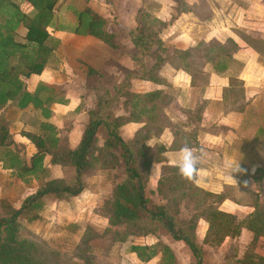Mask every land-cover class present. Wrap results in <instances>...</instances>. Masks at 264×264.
<instances>
[{
    "label": "rangeland",
    "instance_id": "1",
    "mask_svg": "<svg viewBox=\"0 0 264 264\" xmlns=\"http://www.w3.org/2000/svg\"><path fill=\"white\" fill-rule=\"evenodd\" d=\"M14 1L22 11L29 13L30 7L23 0ZM95 1L93 2L95 9L102 16H105V32L114 34L111 42L116 48L111 50L108 46H105L101 50V55L96 56L94 53L95 57L89 55L87 59L83 56L75 57L74 54H70L71 59L75 61L73 64L63 61L61 57H54L55 60L52 57L53 54L49 59H54L50 62V71L53 75H50L51 79L57 81L58 85L56 86H60L58 87L59 94H56L55 99L65 101L64 105L52 104L50 108L54 107L55 109L53 108L54 110L49 119V122L56 129L57 136L62 140L58 146L62 149L71 148L72 145H69V143L73 144L75 139L78 138L77 129L88 122V114L98 111V96L103 94L104 91L114 94L127 74L137 72L132 58L138 53L134 47L130 46L127 28L118 25L115 8L112 10L109 5L110 0ZM144 1L145 3L148 1V5L146 4L147 7L143 9L153 17L160 18L159 22L164 24L177 17L179 10L183 8L181 3L185 4V0ZM239 1L245 2L244 0ZM66 3L67 0H57L54 9L55 27H57L56 23L58 22L62 24L69 22V18L62 16L65 8L67 13L82 10H76L72 0L71 3ZM119 7L122 6L119 4ZM208 8L209 4L203 1L198 9L202 12ZM223 19L214 24L213 27L216 30L213 36H209V33L203 34L199 31L197 24L190 21L188 29H178L176 31L185 43L174 42L172 37L168 35L170 34L168 27L162 30L160 36L165 51L161 54L166 57L167 63L151 74L152 77L162 83L160 85L162 87L160 97L153 102L145 100L142 95L152 90L153 86L150 88L149 82L135 80L130 90L133 94L138 95L135 98L130 94L121 97L120 100L112 102L105 111L109 118L122 117L118 123L120 124L118 132L124 141L132 142L137 151L141 150L144 145L150 148L147 158L151 161V164H149L150 166H142L141 169L147 181L146 193L156 204L165 202L156 193L157 182L162 174V165L174 166L172 160L180 148L192 143V138L190 136L185 137V134L191 135L195 131L198 135L199 125H196L197 121H195L196 110L199 107H208L207 110L212 111V117L206 114L203 120H209V123L221 117L223 112L219 105L201 100L203 90L199 85L201 81L198 78L205 79V77H202L203 74L213 72L208 64L201 66V63H204L205 58L209 55L206 52L208 48H217L216 42H224L229 36L235 41L239 39L253 51H264V47H260V43L257 42L263 40L261 36L264 35L260 31L259 25H253L255 31H251L250 35H245L243 31L237 29V26L234 27L236 30L234 29V32L230 33L226 30L229 22L225 18ZM158 28L159 24H154L152 29ZM171 29L175 30V27L172 26ZM16 34L17 41L25 42L27 32L22 26L17 29ZM187 43L191 45L188 49L195 51L189 61L183 55H178V52L188 50L186 48ZM56 48L57 45L54 51ZM153 62L154 58H151L150 55L145 57V64L148 68H151ZM185 64H189L190 70L195 75L194 84L197 83L195 84L197 87H194V89H190L192 86H179L182 85V80H187L184 76L186 73L182 69ZM229 69L228 73L215 79L217 84L221 86L220 88L226 85L229 76H235L239 72L243 73L246 68H244V65L241 66L233 61ZM247 79L251 88L248 103L249 105L252 104V108H261V113L252 114V119L255 120L250 118L249 121L257 128L264 118L263 57L259 67L253 69V78ZM189 83L191 85L190 78ZM27 85L31 89L34 83L30 81ZM254 87L256 88L254 89ZM57 105L61 107L57 108ZM256 111L251 109V112ZM190 112L193 113L190 114ZM41 121L42 118L39 113L32 108L19 112L12 103L0 107V122L7 125L10 140L18 145L19 154L27 158L32 156L36 149L25 138L24 134L31 132L42 135ZM251 135H243L242 138L247 143L250 142ZM256 135H258L257 131ZM105 138L106 132L103 128H100L97 133V142L92 150V156L97 157L95 159H100L95 161L97 166L89 167L90 169L83 175L84 190L80 195L73 198L48 196L44 199V209L41 216H36V213H23L18 218L20 225L19 237L37 243L40 252L49 251L56 254L59 264H83V260L78 258H81L80 250L86 246H88V253L90 252L93 255V259L90 260L91 264H120L121 258L126 255L125 252L128 251V248L141 242V239L130 237L126 243H115L107 232L110 230L108 219L112 213L113 188L124 179V165L120 164L114 168L106 169V167L113 165L114 161L107 155L109 150H105L106 153L103 151ZM46 145L50 146V143L46 142ZM2 150L0 148V157L3 153ZM200 150L201 148L198 147L193 153L203 157L205 152ZM165 152H167V155H164ZM45 164L48 166V179L63 178L66 182H70L74 178V172L70 168L62 170L59 166L48 164L47 159ZM243 164L246 172L237 176L233 174H228L225 177L219 174L212 176L200 175L199 187H196L192 199L185 200L179 205L178 218L188 221L193 218L196 222L194 229L195 242L200 248L203 264H226L230 258H234L233 261L236 262L250 248L252 240L250 233L247 236L241 235L238 238H227L221 246L217 247L204 244L207 224L204 220L198 219L203 210V206L200 205L206 192L221 194L223 202L219 205V209L234 214L239 219L246 217L252 211L256 201L264 206V170L262 169L264 165L261 164L255 174L251 175L247 167L248 163L244 162ZM95 167L105 169L100 168L98 170ZM171 174L173 173L166 172V176H171ZM205 181L208 182L207 186ZM35 190L36 185L33 182L29 184L18 182L12 177L10 171L3 169L0 163V208L7 204L19 208L21 203ZM176 199L175 202H178V199ZM216 201L215 197H208L206 206ZM243 206H248L251 209L243 211L240 208ZM82 238L86 241L84 244H80ZM156 239L171 244L177 250L178 258L175 264L196 263L193 253L184 242L173 240L166 230L159 229L156 237L149 239V242L153 243ZM255 252L258 255H264V239L257 242Z\"/></svg>",
    "mask_w": 264,
    "mask_h": 264
},
{
    "label": "trees",
    "instance_id": "2",
    "mask_svg": "<svg viewBox=\"0 0 264 264\" xmlns=\"http://www.w3.org/2000/svg\"><path fill=\"white\" fill-rule=\"evenodd\" d=\"M23 2L30 7L29 13L22 11L14 0H0V107L12 103L21 111L32 108L42 118L40 122L42 135L31 132L24 134L36 149L35 153L27 158L19 154L18 145L10 140L7 125L0 122V148L3 149L0 163L3 169L11 171L12 177L18 182L25 184L33 182L36 185L35 192L28 196L19 208L10 204L0 208V264H59L56 254L49 251L40 252L37 243L19 237L18 218L23 213H36V216H41L44 199L48 196L73 198L83 192V175L90 169L89 167L97 166L95 161L100 159L92 156L100 128L106 132L103 151L106 153L105 150H109L107 155L114 161V164L106 169L124 165V179L113 188L112 213L108 219L110 230L107 232L112 241L126 243L130 237L136 239L156 237L157 231L164 229L173 240L184 242L193 253L195 264H203L200 248L195 242L196 222L193 218L189 221L178 218L180 203L192 199L196 191V183L183 179L175 165H162L156 193L165 202L154 203L146 193L147 181L141 169L142 166L151 164L147 158L150 148L144 145L137 151L132 142L124 141L118 132L120 127L118 123L122 117L109 118L105 112L112 102L120 100L121 97L130 94L135 98L138 95L130 90L135 80L146 81L154 86L162 85L158 79L151 76L167 63L166 57L161 54L165 49L160 34L162 30L172 25L181 13L191 11V7L181 3L183 8L179 10L177 17L166 24L159 22L158 18L148 14L143 8L137 11L134 24L127 31L128 38L138 53L132 58L137 72L127 74L114 94L104 91L98 96V111L88 114V122L84 126L79 142L72 148L62 149L58 148L62 140L57 136L55 127L49 122L52 104L65 103L64 100L55 99L56 94H59L58 86L38 82L30 92L27 85L33 77L42 75L58 44L48 32V29L54 28V9L57 0H23ZM73 13L76 23L69 32L83 37L95 36L111 50L116 48L111 42L114 34L105 32V22L99 14L89 7ZM154 24H159V28L152 29ZM20 26L27 32L23 43L16 40V31ZM257 42L260 43V47H264L263 40ZM216 43L217 48H208L206 51L209 55L201 66L208 64L214 73L224 74L229 70L239 47L231 37H227L224 42ZM194 53L193 49H188L178 52V55H183L189 61ZM149 55L154 58L151 68L145 64V57ZM182 69L190 77L191 86L197 87L195 85L197 83L194 84L195 75L190 70L189 64H185ZM202 77L205 79H198L201 81L200 87L204 90L210 85L211 74L207 72ZM161 93L162 89H152L142 97L148 102H153ZM243 97L242 81L229 77L228 86L222 91L223 107L240 111L243 107L240 100ZM203 111L204 107L196 110L195 121L202 120ZM186 136L192 138V143L185 146L191 149L197 148L195 131L191 135L185 134ZM46 142H49L50 146H47ZM46 159L48 164L59 166L62 170L72 169L74 178L70 182H66L63 178L48 179ZM95 168L100 170L101 167ZM166 172L173 174L166 176ZM208 197H215L217 201L206 206ZM176 198L178 202H175ZM222 202L221 194L211 192L204 194L200 205L203 206V210L198 217L207 224L203 243L212 247L221 246L227 238L240 237L242 230L245 229L252 234L250 248L240 260L234 262V258H230L226 264H264V258L255 252L257 242L264 239V206L256 201L252 211L246 217L239 219L234 214L220 210L219 205ZM85 242L82 238L80 244ZM87 247L80 250L81 258L78 256V259L83 260V264H91L90 260L93 259ZM128 252L134 253L141 262H149L160 255L161 264L176 263L172 250L159 240L150 246L133 244L128 248Z\"/></svg>",
    "mask_w": 264,
    "mask_h": 264
},
{
    "label": "crops",
    "instance_id": "3",
    "mask_svg": "<svg viewBox=\"0 0 264 264\" xmlns=\"http://www.w3.org/2000/svg\"><path fill=\"white\" fill-rule=\"evenodd\" d=\"M72 1L73 4H75L76 10L89 7L94 12L98 13L103 18V20H105V16H102V14L99 13L97 9H95V5L93 3L96 2L95 0ZM197 1L199 2L197 3ZM203 1H206L209 4V8L206 10L204 9L205 11L203 10L201 12L198 8H200V4L203 3ZM244 1L245 2H240L239 0H185V4L191 7L192 10L186 13H181L178 16L175 21L176 24L173 23L175 25H170L168 27L170 29V34L168 35L169 37H172L173 41L176 43H185L183 39L178 36L176 31L178 29H188V23L190 21H194L195 24H197V26L199 27L200 32H202L203 34L209 33V36H213V33L216 30V28L213 27L214 24L218 23V21L220 20H224L223 18H225V20L229 22V24L227 25L228 29L226 28L227 32H234V27L237 26V29L243 31L245 35H250L251 31H255L253 25H259L260 31L264 33V0ZM67 3H71V0H67ZM119 4L122 7H119ZM146 4L148 5V1L147 3H145L144 0H110L109 3L112 10H114L115 8V14H117L116 21L118 22V25L125 29L127 28V31L134 24L137 11L141 8H146ZM65 10L66 8L62 12V16L69 18V22H67V24L58 22L56 23L57 27L54 26V28L48 29L50 36L58 41L57 48L53 52L52 57H61L63 61H67L73 64L75 61L71 59L70 54H74L75 57L83 56L86 59L89 55L95 57L94 53L96 56L101 55V50L105 48V45L100 41V39L95 36H77L69 32L70 28H72L76 23V17L73 13H71V11L67 13V11ZM172 26L175 27V30L171 29ZM261 38L264 40V35L261 36ZM236 43L238 44L239 50L234 54L233 60L239 63L241 66L244 65V68L246 69L243 73L239 72L237 75L229 77H235L243 83L244 97L241 100V104L243 107H241L240 111H236L234 109L224 108L221 104L222 91L228 86L229 77L227 78L226 85L222 88H220L221 86L217 84L215 79L219 78L222 75H225L229 72L230 69L224 74H216L210 72V85L201 92V100L209 102L210 104L215 103V105H219L220 109H222L223 112L221 114V117L209 123V120L205 121V119L203 120V117L206 114L212 117V111L207 110L208 107H204L202 120L196 123V125H199L198 135L196 136L197 146L201 148V152L203 150L205 152V155L203 157L201 156L198 181L200 175L202 174L211 176L219 174L223 175V177L227 176L228 174L237 176L238 173L234 174L227 166L230 163H239L242 167L244 166V162L248 163L247 167L249 168V173H251V175L255 174L261 164L264 165V118L262 119L263 122L259 124L257 128L253 126L252 122V124L249 122L250 118L252 119V114L261 113V108H252V104L249 105L248 103L251 88L247 79L253 78V69L259 67L261 58H264V51H253L239 39L236 40ZM130 46L133 47L131 42ZM190 47L191 45L187 43L186 48L188 49ZM54 59L56 60V58ZM54 59L49 60L42 75L33 77L31 79L34 85L31 89L28 88V91L32 92L38 82L58 85L57 81L51 79V76L53 75L51 73L52 71H50V62L54 61ZM212 73L215 77L212 75ZM184 76L187 80H182L183 83L179 86L191 87L189 83L190 77H188V75L186 74H184ZM149 84L151 85L150 88H152L153 86V89H162V87L160 86H154L151 83ZM255 88L256 87H254V89ZM190 89H194V87H191ZM58 107L61 106L57 105V108ZM53 108L52 112L55 109ZM251 109L253 111H257L251 112ZM16 110L19 112L21 111L17 108ZM85 125L86 123L83 124L81 128L77 129L78 138L75 139V142L73 144L69 143V145H72L71 148L79 142ZM256 131L258 135H256ZM243 135H251L250 142L246 143L242 138ZM197 148H193L191 150L195 151ZM262 169L264 170V168ZM205 184L207 186L208 182L205 181ZM196 186L199 187L198 183H196ZM237 207L239 206L237 205ZM240 208H242L243 211L251 209L248 206H243ZM249 233V231L243 229L241 235L247 236L249 235ZM250 235L252 236L251 233ZM152 237L153 236L140 238L141 242L137 243V245L150 246L155 244L157 239L153 243L149 242V239H152ZM164 244L172 250L177 260V250L171 244H168L166 242ZM125 254L126 255L124 257L126 258L122 257L120 264H161L160 255L156 256L149 262H141L137 259L134 253H129L127 251L125 252ZM261 256L264 258L263 254Z\"/></svg>",
    "mask_w": 264,
    "mask_h": 264
},
{
    "label": "clouds",
    "instance_id": "4",
    "mask_svg": "<svg viewBox=\"0 0 264 264\" xmlns=\"http://www.w3.org/2000/svg\"><path fill=\"white\" fill-rule=\"evenodd\" d=\"M167 155V152L164 153ZM173 164L178 168L179 174L185 180L198 183V175L201 165V156L194 154L191 148L185 146L179 150ZM233 173L243 174L246 172L239 163H230L227 165Z\"/></svg>",
    "mask_w": 264,
    "mask_h": 264
}]
</instances>
